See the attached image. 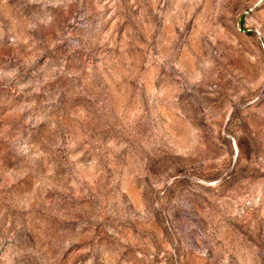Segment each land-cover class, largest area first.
<instances>
[{
	"label": "rangeland",
	"instance_id": "1",
	"mask_svg": "<svg viewBox=\"0 0 264 264\" xmlns=\"http://www.w3.org/2000/svg\"><path fill=\"white\" fill-rule=\"evenodd\" d=\"M0 264H264V0H0Z\"/></svg>",
	"mask_w": 264,
	"mask_h": 264
}]
</instances>
